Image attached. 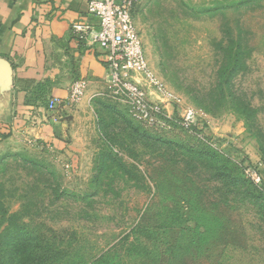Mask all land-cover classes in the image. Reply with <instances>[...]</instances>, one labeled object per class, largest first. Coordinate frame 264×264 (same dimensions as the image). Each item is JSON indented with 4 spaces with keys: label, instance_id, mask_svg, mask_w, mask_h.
<instances>
[{
    "label": "rangeland",
    "instance_id": "obj_1",
    "mask_svg": "<svg viewBox=\"0 0 264 264\" xmlns=\"http://www.w3.org/2000/svg\"><path fill=\"white\" fill-rule=\"evenodd\" d=\"M135 18L204 130L138 124L108 94L56 128L62 141L4 131L0 250L26 222L60 264H264V0H141ZM253 170L247 191L235 179Z\"/></svg>",
    "mask_w": 264,
    "mask_h": 264
},
{
    "label": "crops",
    "instance_id": "obj_2",
    "mask_svg": "<svg viewBox=\"0 0 264 264\" xmlns=\"http://www.w3.org/2000/svg\"><path fill=\"white\" fill-rule=\"evenodd\" d=\"M89 2L0 0V59L12 67L9 80L0 64V135L33 133L62 141L56 128L68 122L74 125L78 114L110 93L103 50L72 31L76 23L97 24L88 12ZM76 82L86 88L81 101L73 105L68 97ZM150 97L161 100L152 91ZM52 101L57 105L50 110Z\"/></svg>",
    "mask_w": 264,
    "mask_h": 264
},
{
    "label": "built area",
    "instance_id": "obj_3",
    "mask_svg": "<svg viewBox=\"0 0 264 264\" xmlns=\"http://www.w3.org/2000/svg\"><path fill=\"white\" fill-rule=\"evenodd\" d=\"M140 1L90 0L88 12L97 19V24L76 23L72 31L80 39L103 50L107 61L109 95L126 105L135 120L160 130L169 129L168 120L178 116L184 126L192 127L197 123L198 112L187 108L180 113V99L158 77L147 58L135 18ZM85 88L83 82L74 83L68 97L69 103H79ZM151 91L159 95V102L151 99ZM56 105L57 102L52 101L49 109H55ZM168 105L174 107L173 111L168 109ZM252 172V179L260 182L258 171Z\"/></svg>",
    "mask_w": 264,
    "mask_h": 264
},
{
    "label": "trees",
    "instance_id": "obj_4",
    "mask_svg": "<svg viewBox=\"0 0 264 264\" xmlns=\"http://www.w3.org/2000/svg\"><path fill=\"white\" fill-rule=\"evenodd\" d=\"M235 62L238 63V59H235ZM130 117L134 122L142 124L141 122L135 120L131 115ZM167 124L170 126L169 129H161L158 131L167 133L175 128H178L190 134L191 131L193 133L194 130L198 132H202V130H204L203 127H198V124L193 125L192 127L184 126L180 122L178 116H175L172 120H168ZM147 132H150V130H147ZM161 132L159 134H161ZM100 170L102 171V168H100ZM248 179L236 177L235 181L240 183L238 185L247 187V191H249L251 190L250 187L254 186L255 181L252 180V178L250 181ZM253 198L258 197L254 196ZM6 238L5 243H8L7 249L0 250V264H60L61 258L63 257V251L59 248V246L55 247L50 245L49 240L42 235V232L39 229L33 225H28L26 222H23L22 225L14 227L12 231L6 234ZM102 257L103 254L97 257L90 264H101Z\"/></svg>",
    "mask_w": 264,
    "mask_h": 264
},
{
    "label": "water",
    "instance_id": "obj_5",
    "mask_svg": "<svg viewBox=\"0 0 264 264\" xmlns=\"http://www.w3.org/2000/svg\"><path fill=\"white\" fill-rule=\"evenodd\" d=\"M0 64L3 65L4 70H5L3 77L10 80L12 78V67H11V65L5 59H0Z\"/></svg>",
    "mask_w": 264,
    "mask_h": 264
}]
</instances>
